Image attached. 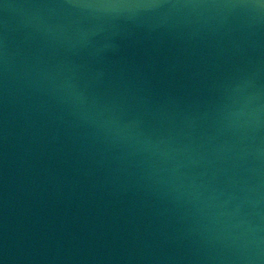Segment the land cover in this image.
I'll return each mask as SVG.
<instances>
[{
    "label": "water",
    "instance_id": "1",
    "mask_svg": "<svg viewBox=\"0 0 264 264\" xmlns=\"http://www.w3.org/2000/svg\"><path fill=\"white\" fill-rule=\"evenodd\" d=\"M0 264H264V0H0Z\"/></svg>",
    "mask_w": 264,
    "mask_h": 264
}]
</instances>
